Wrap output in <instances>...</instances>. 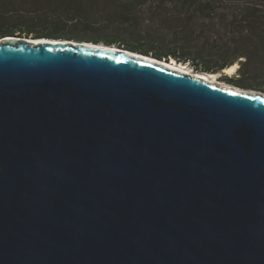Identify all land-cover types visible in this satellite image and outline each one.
Returning <instances> with one entry per match:
<instances>
[{
	"label": "water",
	"instance_id": "95a60500",
	"mask_svg": "<svg viewBox=\"0 0 264 264\" xmlns=\"http://www.w3.org/2000/svg\"><path fill=\"white\" fill-rule=\"evenodd\" d=\"M4 37L0 264H264L263 91Z\"/></svg>",
	"mask_w": 264,
	"mask_h": 264
},
{
	"label": "trees",
	"instance_id": "16d2710c",
	"mask_svg": "<svg viewBox=\"0 0 264 264\" xmlns=\"http://www.w3.org/2000/svg\"><path fill=\"white\" fill-rule=\"evenodd\" d=\"M16 32L116 45L196 72L238 62L226 81L241 88L264 78V0H0V36Z\"/></svg>",
	"mask_w": 264,
	"mask_h": 264
},
{
	"label": "bare ground",
	"instance_id": "6f19581e",
	"mask_svg": "<svg viewBox=\"0 0 264 264\" xmlns=\"http://www.w3.org/2000/svg\"><path fill=\"white\" fill-rule=\"evenodd\" d=\"M7 37H13V36H7ZM4 39H7L5 37H3L0 42L4 41ZM29 41H40L39 39H41V41H62L63 43H68V42H73V43H78V42H81V41H75V40H67V39H54V38H45V37H40V38H27ZM84 42V41H83ZM92 45H95L94 47H98V45L102 46L100 43L99 44H94L92 43ZM158 63H161L163 65H166L167 67H169L170 69H173V70H176V71H180L182 73H185V74H190V75H195L196 77H199L201 79H204L208 82H211V83H214V84H219V85H222V86H225V87H231V86H228L226 84H222V83H217L216 80H215V75L213 73H205V72H196V71H192V70H189L185 65L184 63H177L175 62L173 59L171 62H165V61H157ZM236 67L235 64L233 65H230L228 67H226L223 71L225 72H232L234 70V68ZM232 88V87H231ZM233 88L235 90H237L238 88L233 86Z\"/></svg>",
	"mask_w": 264,
	"mask_h": 264
},
{
	"label": "rangeland",
	"instance_id": "374dc122",
	"mask_svg": "<svg viewBox=\"0 0 264 264\" xmlns=\"http://www.w3.org/2000/svg\"><path fill=\"white\" fill-rule=\"evenodd\" d=\"M142 15V14H141ZM13 35H16L18 37H21V38H35L34 36H32V34L28 35V34H25L24 32H16L15 34ZM4 36H0V40L3 38ZM62 39H65V38H62ZM68 40V39H67ZM116 46V45H115ZM172 59V58H171ZM174 60V59H173ZM181 63V62H180ZM236 65V67L234 68V70L232 72H225V71H221V72H218V73H213L215 75V80L217 83H222V84H229L231 85V83L227 82L226 81V78H234V77H237V69L239 67V63H234ZM184 65L189 69V70H192V71H195L192 69L191 65H189L188 63H184ZM258 84L261 86V89H252V90H257V91H263L264 90L262 88H264V78H260L258 79ZM233 85V84H232ZM235 86V85H234ZM235 87H238V86H235ZM241 88V87H239ZM244 89H247V88H244Z\"/></svg>",
	"mask_w": 264,
	"mask_h": 264
}]
</instances>
